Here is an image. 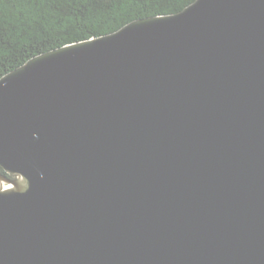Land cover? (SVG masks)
I'll return each instance as SVG.
<instances>
[{"label":"water","instance_id":"obj_1","mask_svg":"<svg viewBox=\"0 0 264 264\" xmlns=\"http://www.w3.org/2000/svg\"><path fill=\"white\" fill-rule=\"evenodd\" d=\"M0 264H264V0H194L0 77Z\"/></svg>","mask_w":264,"mask_h":264},{"label":"trees","instance_id":"obj_2","mask_svg":"<svg viewBox=\"0 0 264 264\" xmlns=\"http://www.w3.org/2000/svg\"><path fill=\"white\" fill-rule=\"evenodd\" d=\"M194 0H0V77L29 58ZM9 179L14 175L0 167Z\"/></svg>","mask_w":264,"mask_h":264}]
</instances>
